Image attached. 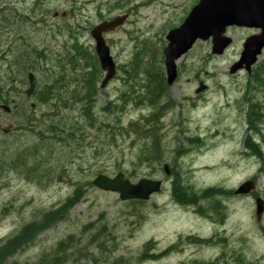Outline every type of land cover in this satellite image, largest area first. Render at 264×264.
I'll list each match as a JSON object with an SVG mask.
<instances>
[{
    "label": "rangeland",
    "instance_id": "1",
    "mask_svg": "<svg viewBox=\"0 0 264 264\" xmlns=\"http://www.w3.org/2000/svg\"><path fill=\"white\" fill-rule=\"evenodd\" d=\"M192 3L194 0H127L126 7L135 6L136 14L125 28L106 37L117 73L104 88L101 82L105 72L100 74L95 111L98 128L86 125L87 119L77 105L53 106L54 101L39 98L38 91L53 72L63 77L62 98L81 96L85 91L82 72L89 70L83 58L74 65L72 42L57 31L53 19L49 18L44 32L32 37L31 49L35 50L27 54V68L0 70V89L10 92L11 102L7 99L6 104L13 108L10 114L0 113L1 152L9 158L0 177V241L15 237L29 223L39 231L33 243L0 264H40L41 258H49L43 264H53L55 256L60 258L55 264H200L190 260L203 258H227L228 264H264V215L257 220L256 200L250 194L226 192L254 180L253 193L264 198V135L248 124L249 109L257 104L263 116L258 128L264 133V87L257 82L249 84L246 71L230 73L240 59L244 41L252 34L249 28L229 27L233 45L221 55L212 53L211 40H198L178 60V78L173 85L167 84L168 95L162 100L171 105L156 124L155 137L141 138L114 127L113 123L129 126L155 110L147 103L137 104V95L130 94L132 100L127 99L121 122L101 109L109 101L122 104L119 97L130 92L125 79L131 81V75L142 93L139 84L146 82L145 67L162 66L166 75V36L184 22ZM50 7L57 8L54 0ZM89 9V14L95 15L93 6ZM80 42L84 52L95 58V40L87 35ZM39 51H44V57ZM263 65L264 52L256 66ZM29 71L37 82L31 97L25 94ZM200 82L208 88L201 97H195ZM28 119H34L32 128L42 133L51 122L77 126L84 130V138L35 148L41 137L24 125ZM6 128L11 131L5 133ZM248 134L258 144L260 154L246 148ZM191 137L196 140L191 142ZM155 141L163 157L146 160L150 156L145 157L142 151ZM17 151L22 153L23 163L13 164ZM33 152L36 157L28 156ZM34 165V170L28 169ZM119 172L132 183L142 178L162 180V190L149 200L124 201L118 192L99 189L92 183L99 174L114 177ZM182 181L190 192L177 184ZM211 187L225 191L202 193ZM77 189L80 198L66 217L60 220L56 216L43 225L44 216L60 209ZM215 201L228 204L225 230L203 223L199 216L209 215L206 208ZM200 208L204 213L198 211ZM70 236L73 243L68 240ZM210 237L211 242H204ZM63 241L67 242L64 250L56 254Z\"/></svg>",
    "mask_w": 264,
    "mask_h": 264
},
{
    "label": "trees",
    "instance_id": "2",
    "mask_svg": "<svg viewBox=\"0 0 264 264\" xmlns=\"http://www.w3.org/2000/svg\"><path fill=\"white\" fill-rule=\"evenodd\" d=\"M76 55H71V59L74 61V65L76 60H80L83 58L86 61V65L89 67V70H83L82 75H83V80H84V86H85V91L84 93L80 96V94H77L78 96L76 97H68V98H62V95L60 94L61 88L64 86L62 85L63 82V77L62 76H57V72H53L51 75H49V81L46 82L44 85L41 86V89L39 92V98L45 101H54V105L56 103H61L62 106L64 107H74V105H77L80 108V114L84 116L87 119L86 125L98 128L97 127V115H95L96 111V106L98 102L96 101V95H99V88L97 86L99 82V77L100 74L102 73L101 66L99 65V59L98 56L95 55V58H91V56L87 53L82 51L79 47L75 49ZM139 53H137L136 58L138 57ZM44 57V55H43ZM47 60V58H45ZM93 60V61H92ZM72 64V63H71ZM77 66V65H76ZM87 68V67H86ZM264 69V68H263ZM145 73V78L146 80L145 83L139 84L141 87V92H139L138 89H136V79L131 75V81L125 79V83L131 88L130 92L126 91L123 94V97H119L122 99V104H118L116 101H109L108 105L106 107H102L101 109L103 111H108L111 115H114L115 121L117 123L121 120V111L122 109L125 108V105L128 104V100H132V97L130 94H135L138 97L137 104H142V103H147L151 107H154L155 110L149 113L148 115H143L142 119L139 121H133L130 122L129 126H124L123 124H120L119 126L116 123L114 124V127L116 129L120 127V129H124L126 132H134L138 137L145 138L146 136L150 135V137L153 138L155 137L156 134V124L159 123L161 117L164 115L165 111L169 108L171 105L170 101H165L162 103V100L166 98L168 95V85L166 82V77L163 75V70L162 66L158 67V65L150 66V67H145L143 70ZM129 72V71H127ZM261 73L264 75V70L261 71ZM262 74H259L255 77L256 80L262 81L263 77ZM262 85V82L260 83ZM264 85V83H263ZM262 85V86H263ZM83 86V87H84ZM133 92V93H132ZM248 92V91H247ZM98 93V94H97ZM4 102L7 103V98H2ZM71 101V102H70ZM74 103H73V102ZM162 103V104H161ZM161 104V105H160ZM255 105V104H253ZM257 108L255 109L254 107H250L249 109V114H248V124L250 125L251 123V129L258 130L257 132L262 133V130L259 126L258 128V123L263 120L262 112L261 109L258 108V105L256 104ZM263 110V109H262ZM259 114V115H258ZM257 117H256V116ZM256 118V119H255ZM30 121V122H29ZM33 121L34 119H28V122L26 123L27 126L34 130L37 137L40 138V142L35 145V148L37 145L42 144L41 147H45L46 144H54L55 142L63 143L65 145L69 141H77L80 138H84L82 135L84 130L80 128L75 127H68V124H60L56 122H51L50 124L47 125L45 128V132H39V130L32 128L33 127ZM252 121V122H250ZM250 122V123H249ZM24 124V125H26ZM107 125V124H106ZM66 126V127H65ZM253 127V128H252ZM81 131V132H80ZM82 137H80V136ZM252 135L248 134L245 139V146L249 150L253 151L255 154H260V149L258 144L252 139ZM53 138V139H52ZM47 139V142L45 140ZM55 139V140H54ZM192 141H195L196 138L191 137ZM52 141V142H51ZM55 141V142H54ZM40 146V145H39ZM3 145L0 143V177L3 175V172L6 170L7 167V162L9 158L5 159L4 154L1 152ZM149 147V148H147ZM49 151V150H48ZM158 151V158L156 156V152ZM143 155L146 157L147 155L150 156V159L146 160H160V151L158 148V141H155L151 146L146 145V148L142 151ZM20 152L15 153V157L13 155L12 163L18 161L19 163H23V158H22V153L19 154ZM28 156H34L36 157V154L33 152L32 154H29ZM37 156H38V150H37ZM152 157V158H151ZM154 159V160H153ZM32 159L30 160V163H32ZM35 165H38L34 163ZM40 164V162H39ZM31 166L28 169L34 170L36 166ZM39 166V165H38ZM183 180V179H182ZM179 186L182 187V190H184L186 193L190 192L188 188L182 183H177ZM187 188V190H185ZM79 189L75 191V194L70 196L66 202L63 204V206L58 209L54 210L53 213L46 214L44 216L43 221L45 222L46 225L47 223L51 222L52 219H55L57 216L60 220H63L66 217L67 212L69 209L72 207V205L79 200L80 195H79ZM214 191H225L222 188H208L205 191H202L204 194H209L208 192H214ZM228 192V191H226ZM187 196V195H186ZM139 201V200H136ZM134 202V201H133ZM38 227L33 224L29 223L25 225L19 234H17L13 238H8L0 241V263L3 261L5 258H9L13 256L14 254L18 253L20 250H24L26 247H28L35 238L37 237L39 231ZM30 239V240H29ZM69 241L73 243L72 237L70 236ZM30 241V242H29ZM28 244H27V243ZM65 243L67 244L66 241L60 242L58 244L57 252L58 254L59 251L64 250L65 248ZM149 245V243H148ZM147 245V246H148ZM148 248V247H147ZM240 258V257H239ZM49 258H41L40 259V264L46 263V261ZM59 256H55V258L52 259L53 264L57 263L59 261Z\"/></svg>",
    "mask_w": 264,
    "mask_h": 264
},
{
    "label": "water",
    "instance_id": "3",
    "mask_svg": "<svg viewBox=\"0 0 264 264\" xmlns=\"http://www.w3.org/2000/svg\"><path fill=\"white\" fill-rule=\"evenodd\" d=\"M252 13L247 0H200L193 7L185 21L176 28L171 29L167 34L168 44L164 48L166 78L169 85H173L178 77L177 61L184 56L195 44L197 40H208L212 38L213 54H223L225 49L231 44L232 38L225 35L226 28L231 25L254 27L261 29V33L249 36L243 45L240 59L235 62L230 73L234 74L245 69L251 71L252 66L258 61L259 55L264 49V16L260 21L251 20ZM123 23L122 17L102 22L93 30L101 68L105 71V76L101 82L104 88L116 75L117 64L111 54L110 46L104 34L112 31L115 27ZM29 87L26 94L31 96L36 87L34 73L28 74ZM207 88L204 82H200L197 93L203 92ZM6 112L11 111L9 105H0ZM34 107V104L32 105ZM10 129H5L9 132ZM165 171L170 173L169 166L165 165ZM93 185L99 189L111 192H118L124 201L138 199L149 200L154 193H158L162 188V180L142 178L137 183H132L125 177L123 172H119L112 177L107 174H99L93 181ZM255 183L248 180L236 189V194H247L253 191ZM256 216L261 219L264 212V200L258 197L256 200Z\"/></svg>",
    "mask_w": 264,
    "mask_h": 264
},
{
    "label": "flooded vegetation",
    "instance_id": "4",
    "mask_svg": "<svg viewBox=\"0 0 264 264\" xmlns=\"http://www.w3.org/2000/svg\"><path fill=\"white\" fill-rule=\"evenodd\" d=\"M51 1L52 0H0V70H9L13 67H18L19 69L27 68L30 64V58L27 57V54L35 50V48L31 49L32 37H38L40 35L39 33L44 32V26L50 23L49 18L53 19L54 27L57 31L70 39L74 49L79 47L84 51V44L80 41L87 37V35H90L94 40L93 30L97 25L105 21L113 20L116 17L123 18L122 24L115 27L112 31L105 33L104 36L106 38L119 32L122 28H125V25L130 23L131 18L136 14L135 6L126 7L127 0H113V2L109 0H54L56 7H59V9L50 7ZM129 1L134 2L136 0ZM199 2L200 0H194L192 9ZM247 2L250 6V12L252 13L251 20L260 21L261 17L264 16V0H247ZM91 6H93V10H95V15L89 14V8ZM228 28L226 29V34H228ZM230 28L234 29V25L230 26ZM249 30H251L252 34L260 32L259 28L254 27L249 28ZM127 33L131 34L132 31H127ZM232 45L233 38L231 45L227 49L231 48ZM38 53L39 55H43L44 51H39ZM258 62L248 73L249 84L251 85L255 82H257L258 85L261 82L262 85L264 83V75L261 73V71L264 70V65L261 67L256 66ZM258 73L262 74V81L255 79ZM261 87H264V85ZM9 93V91L0 92V104L8 105L2 99L5 95H7V99L11 102L12 97ZM201 95V93H198L195 97H201ZM9 105L11 106V104ZM252 107L257 108L256 104L252 105ZM15 108L19 109V105L16 104ZM2 111L6 114H10L0 107V113H2ZM230 195H234V191H232ZM250 196L256 199L260 194L258 192H252ZM206 209L209 211V215L202 216V214H199V216L202 219L208 217L213 226H219V228L225 230L224 225L229 219V213H227L228 204L215 201L209 204ZM198 211L204 213V209L202 208L198 209ZM215 236L216 233L214 235V240ZM211 240H213L212 237L206 240L204 239V242H211ZM231 259L234 262V258ZM197 260H190V262L196 261V263L200 264H228L226 261L227 258H203L200 259V261Z\"/></svg>",
    "mask_w": 264,
    "mask_h": 264
},
{
    "label": "bare ground",
    "instance_id": "5",
    "mask_svg": "<svg viewBox=\"0 0 264 264\" xmlns=\"http://www.w3.org/2000/svg\"><path fill=\"white\" fill-rule=\"evenodd\" d=\"M45 57H46V56H45ZM61 68H62V67H61ZM62 69H64V68H62ZM29 72H30V71H29ZM64 73H65V72H64ZM24 76H25V75H24ZM24 78H25V77H24ZM25 79H26V78H25ZM65 82H66V81H65ZM1 91H2V90H1ZM1 91H0V92H1ZM254 91H255V90H254ZM1 95H2V94H1ZM252 95H253V94H252ZM250 96H251V95H250ZM1 97H2V96H1ZM52 104H53V103H52ZM53 106H54V104H53ZM256 107H257V106H256ZM51 108H52V105H51ZM254 108H255V107H254ZM255 109H256V108H255ZM258 115H259V114H258ZM255 116H256V115H255ZM256 117H257V116H256ZM255 119H256V118H255ZM29 122H30V121H29ZM250 122H252V121H250ZM250 122H249V123H250ZM26 125H27V124H26ZM250 125H251V123H250ZM28 126H29V125H28ZM25 127H26V126H25ZM252 128H253V127H252ZM255 128H256V127H255ZM255 128H254V129H255ZM80 132H81V131H80ZM79 136H80V135H79ZM80 137H82V136H80ZM18 138H19V137H18ZM52 139H53V138H52ZM54 140H55V139H54ZM18 141H19V140H18ZM2 142H3V141H2ZM51 142H52V141H51ZM54 142H55V141H54ZM22 143H23V142H22ZM76 144H78V143L76 142ZM62 145H63V143H62ZM22 146H23V145H22ZM61 147H62V146H61ZM18 151H19V150H18ZM18 151H17V152H18ZM157 154H158V151L156 152V156H157V157H154V158H158L159 155H157ZM160 154H162V152H161ZM160 156H161V155H160ZM164 156H165V155H164ZM162 157H163V156H162ZM162 157H161V158H162ZM151 158H152V157H151ZM159 159H160V158H159ZM153 160H154V159H153ZM151 161H152V160H151ZM211 170H212V169H211ZM180 181H181V180H180ZM176 182H178V180H177ZM176 182H175V183H176ZM179 183H180V182H179ZM185 190H187V188H186ZM184 199H185V198H184ZM179 200H180V199H179ZM182 200H183V199H182ZM34 220H35V219H34ZM202 222L208 225V224H210V219H209L208 217H207V218H203V219H202ZM39 225H40V224H39ZM29 240H30V239H29ZM29 242H30V241H29ZM29 242H28V243H29ZM26 243H27V242H26ZM28 243H27V244H28Z\"/></svg>",
    "mask_w": 264,
    "mask_h": 264
}]
</instances>
